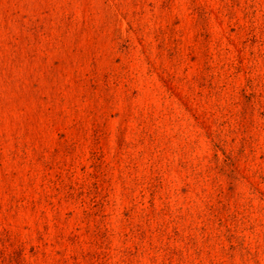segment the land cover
I'll return each mask as SVG.
<instances>
[{
    "label": "rangeland",
    "instance_id": "374dc122",
    "mask_svg": "<svg viewBox=\"0 0 264 264\" xmlns=\"http://www.w3.org/2000/svg\"><path fill=\"white\" fill-rule=\"evenodd\" d=\"M0 264H264V0H0Z\"/></svg>",
    "mask_w": 264,
    "mask_h": 264
}]
</instances>
